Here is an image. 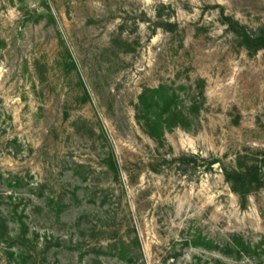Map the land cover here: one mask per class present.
<instances>
[{
    "label": "rangeland",
    "instance_id": "374dc122",
    "mask_svg": "<svg viewBox=\"0 0 264 264\" xmlns=\"http://www.w3.org/2000/svg\"><path fill=\"white\" fill-rule=\"evenodd\" d=\"M230 20L264 0H0V208L30 239L0 264H264V169L225 177L264 153V48Z\"/></svg>",
    "mask_w": 264,
    "mask_h": 264
},
{
    "label": "trees",
    "instance_id": "16d2710c",
    "mask_svg": "<svg viewBox=\"0 0 264 264\" xmlns=\"http://www.w3.org/2000/svg\"><path fill=\"white\" fill-rule=\"evenodd\" d=\"M230 26L232 29L239 34L242 39L243 43L246 47L253 50H259L264 48V27H260L257 30H250L247 26L241 25L236 21L230 20ZM159 90L157 89H149L148 92L156 93ZM147 92L142 94L140 97V101L142 106H138L137 110L146 111L149 109L150 103L147 102ZM153 101L158 103L154 97ZM139 123L144 127L146 132L154 139L160 140L163 137V123H168L167 125L171 126L172 124L169 123V120L163 121L160 117L157 118H146L144 121H141L138 117ZM201 158V156L197 154L191 155H182L179 158L181 164L188 165L191 162H197V160ZM213 165V163H212ZM211 165V167H212ZM210 167V166H207ZM264 169V153L262 158L258 159L251 168L244 171H238L234 173L225 172V177L228 183L230 184L232 190L239 194L240 196L245 195L247 187H251L253 184H257L259 180L260 171ZM253 175V176H252ZM17 223L16 229L12 230L11 224ZM28 224L22 220L18 216L17 209L12 208L4 211L0 208V242L6 245L7 249H11L14 245H24L25 241L30 239L28 238ZM33 241V239L31 240ZM254 252H256L254 250ZM8 256L14 258V255L17 256V259L14 258V262L16 264H21L20 261H26L28 258H33L34 255L31 253H27L24 250H21L18 253L13 251L7 250Z\"/></svg>",
    "mask_w": 264,
    "mask_h": 264
}]
</instances>
